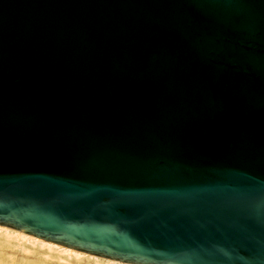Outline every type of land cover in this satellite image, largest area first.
<instances>
[{"label":"water","instance_id":"obj_1","mask_svg":"<svg viewBox=\"0 0 264 264\" xmlns=\"http://www.w3.org/2000/svg\"><path fill=\"white\" fill-rule=\"evenodd\" d=\"M0 225L264 264V0H0Z\"/></svg>","mask_w":264,"mask_h":264},{"label":"rangeland","instance_id":"obj_2","mask_svg":"<svg viewBox=\"0 0 264 264\" xmlns=\"http://www.w3.org/2000/svg\"><path fill=\"white\" fill-rule=\"evenodd\" d=\"M28 244L30 243H17L14 238H6L0 234V264H105L93 260L88 261L89 259L86 258H81V260L68 257L56 251H49L39 245Z\"/></svg>","mask_w":264,"mask_h":264},{"label":"bare ground","instance_id":"obj_3","mask_svg":"<svg viewBox=\"0 0 264 264\" xmlns=\"http://www.w3.org/2000/svg\"><path fill=\"white\" fill-rule=\"evenodd\" d=\"M0 234H2L6 238H10V239L14 238V240H17V243L25 242V243H30L33 245H39L43 248H46L49 251H56V252H59L61 254L66 255L68 257H74L77 259L86 258V259H89L88 261L93 260L97 263H105V264H136V263L124 262V261L106 258V257H102L99 255H94L91 253L80 251V250L74 249L72 247H68V246H65V245H62V244H59L56 242L45 240L43 238L37 237L35 235L26 233L22 230L15 229L13 227L6 226V225H0ZM14 243H16V242H14ZM9 244H11L10 241H9ZM30 244H28V245H30ZM33 245H32V247H34Z\"/></svg>","mask_w":264,"mask_h":264}]
</instances>
